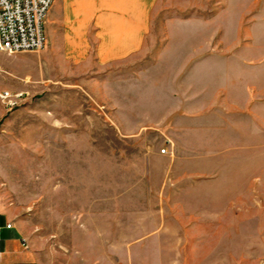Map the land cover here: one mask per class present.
<instances>
[{
	"label": "rangeland",
	"instance_id": "rangeland-1",
	"mask_svg": "<svg viewBox=\"0 0 264 264\" xmlns=\"http://www.w3.org/2000/svg\"><path fill=\"white\" fill-rule=\"evenodd\" d=\"M0 90L20 94L0 105L4 263L254 264L264 0H156L140 51L106 65L46 37L0 51Z\"/></svg>",
	"mask_w": 264,
	"mask_h": 264
},
{
	"label": "crops",
	"instance_id": "crops-1",
	"mask_svg": "<svg viewBox=\"0 0 264 264\" xmlns=\"http://www.w3.org/2000/svg\"><path fill=\"white\" fill-rule=\"evenodd\" d=\"M155 7L156 0H53L44 24L48 50L57 47L72 61L103 65L125 59L143 47ZM173 169L164 167L166 172ZM262 258L264 247L254 264ZM0 264H6L1 249Z\"/></svg>",
	"mask_w": 264,
	"mask_h": 264
},
{
	"label": "built area",
	"instance_id": "built-area-1",
	"mask_svg": "<svg viewBox=\"0 0 264 264\" xmlns=\"http://www.w3.org/2000/svg\"><path fill=\"white\" fill-rule=\"evenodd\" d=\"M52 2L53 0H0V51H29L43 47L44 24ZM19 95L0 90V105L5 103L12 106ZM258 264H264V258Z\"/></svg>",
	"mask_w": 264,
	"mask_h": 264
}]
</instances>
